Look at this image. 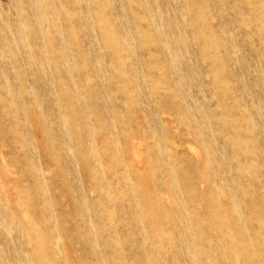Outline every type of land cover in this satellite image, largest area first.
I'll list each match as a JSON object with an SVG mask.
<instances>
[{
	"label": "rangeland",
	"instance_id": "374dc122",
	"mask_svg": "<svg viewBox=\"0 0 264 264\" xmlns=\"http://www.w3.org/2000/svg\"><path fill=\"white\" fill-rule=\"evenodd\" d=\"M0 264H264V0H0Z\"/></svg>",
	"mask_w": 264,
	"mask_h": 264
}]
</instances>
